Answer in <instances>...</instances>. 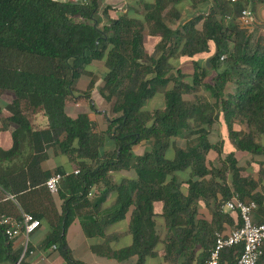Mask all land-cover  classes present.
Listing matches in <instances>:
<instances>
[{"label": "trees", "instance_id": "obj_1", "mask_svg": "<svg viewBox=\"0 0 264 264\" xmlns=\"http://www.w3.org/2000/svg\"><path fill=\"white\" fill-rule=\"evenodd\" d=\"M202 1L205 5L173 29L165 21L168 0L146 3L145 13L134 17L109 15L102 0H0V90H14L17 75L31 74L57 81L63 97L89 98L94 78L84 91H79L77 82L88 76V67L95 62L107 66L104 85L95 93L107 100L115 98L116 116L108 118L106 129L101 131L86 112L73 116L64 109L54 116L50 130L31 133L36 154L26 170L11 174L4 185L11 198L38 188L49 192L47 179L57 172L64 174L55 193L64 199L63 213L51 243L58 244L72 264L84 263L70 257L69 225L86 208L100 211L111 191L118 193L115 208L104 222L84 215V230L89 236L103 235L104 226L132 209L133 243L110 254L119 260L137 255V264L154 256L163 241L156 204L162 205L168 228L164 258L171 264H207L215 232L228 234L243 225L240 211L222 209L234 196L256 202L254 214L260 217L256 223H264V161L254 177L244 174L238 156L242 152L264 157V36L239 19L243 8L255 12L256 4L264 0ZM101 13L108 15L102 25ZM147 33L161 38L151 54L145 51ZM188 60L193 65L186 68L182 61ZM229 82L236 84L235 92L227 91ZM202 88L209 98L199 96ZM186 94L196 98L186 99ZM158 95L164 105L150 110L147 103ZM8 108L19 130L13 149H0L5 156L18 149L21 132H31L19 99ZM216 123L227 127L236 145V150L225 153L220 166L209 157L223 152V143L210 139ZM242 124L248 131L235 128ZM143 140L150 142L149 147L135 153L134 146ZM49 145L74 156L79 172L43 171L41 161ZM121 170H133L136 176L113 182L111 172ZM101 185L105 189L93 203L88 195ZM202 199L215 202L212 220L199 216ZM24 213L41 223L46 218L42 210L8 216L22 219ZM5 228L0 223L1 245L3 236L7 238ZM243 250L242 244L224 249L223 264H237ZM263 258L264 254L261 264Z\"/></svg>", "mask_w": 264, "mask_h": 264}, {"label": "crops", "instance_id": "obj_2", "mask_svg": "<svg viewBox=\"0 0 264 264\" xmlns=\"http://www.w3.org/2000/svg\"><path fill=\"white\" fill-rule=\"evenodd\" d=\"M154 1L102 0V8L109 7L108 12L111 16L123 13L134 17L138 16V14L140 16L143 15L145 13V4ZM205 3L202 0H168L165 21L171 28L175 29L189 20L190 17L188 16L196 13L198 7L205 5ZM255 13L257 17L256 27L260 28L261 34H264V2L256 4ZM101 15L103 16L102 13ZM107 18L105 19L104 17L102 19L101 25L106 23ZM160 40L159 35L147 33L145 37V51L150 54L154 52ZM187 62L193 65L192 61L188 60ZM99 64L104 63L99 61L92 65ZM100 76L101 73H98V76L94 78L95 84L90 90L92 96L89 98H77V96L63 97L59 93L57 81L53 79L45 80L31 74L17 75L14 90H0V149L3 151L13 149L15 143L14 134L19 130V125L10 119L12 113L8 108L14 100L19 99L22 113L27 118L31 130V132L27 130L21 132L20 144L13 154L9 156L0 154V218L3 215L16 216L20 210L22 212H25V210H42L46 213V218L43 219L41 226L28 237L20 235L13 240H9L6 236H3V244H0V264H72L64 255L59 245L51 243L54 237V228L60 223L59 219L63 213L64 199L59 194H52L49 190L47 192L42 188L30 190L26 193L18 194L15 198H11L8 194L9 192L5 190L4 185L11 174H16L23 169L26 170L31 157L36 154V142L31 133L50 130L54 116L57 113L63 112L64 109L73 116L86 112L92 120L98 123L101 131L106 129L109 116L106 113V108L102 107L105 105V99L99 93L95 94L98 88L103 86L104 80ZM91 79L93 77L89 75L83 76L79 80V83L77 82L79 91L87 90ZM82 80H86V82L82 83ZM78 93L76 90V94ZM156 99H160V102L155 105L152 104ZM91 104L95 106L94 109L91 107ZM163 105L164 99L162 95H158L147 103V107L150 110ZM218 124L222 125L220 133L224 140L220 138L219 129L214 125L210 134L211 141L213 143L220 142V144L223 142V146L221 145L222 153L236 150V145L230 139L227 127L223 123ZM239 126L235 128L248 131V129L244 128V124ZM149 145L150 142L143 140L134 146V151L137 154H141ZM111 146L113 149L114 145ZM45 153L47 154L41 161L43 171L54 172L58 168H63L67 173H70L77 168L74 156L64 153L58 147L50 146L45 148ZM222 153H219V155L218 153L215 154V152L210 153L209 157L211 156L215 166H220L221 163L215 162L218 159L214 158V154L220 156L223 155ZM238 156L240 157L239 164L243 167L244 174L257 177L260 169L259 162L264 161V157L244 154L242 152H239ZM135 176L136 173L133 170L111 172V180L113 182H119L122 179H133ZM104 189L105 186L103 185L95 186L88 195V198L94 203L98 198V194L104 191ZM185 192H187V189H185ZM117 196L118 193L116 191H111L103 202L100 211L96 213L95 209L89 207L82 210V215H93L97 221L104 222L103 219H106L107 212L115 208ZM214 205L215 202L213 200H200L199 216L212 220ZM155 209L157 213L156 222L157 226L162 230L160 236L163 241L157 246L156 254L147 257L144 264H171L164 258V239L166 238L168 228L166 227L164 217L161 215L162 205L156 204ZM224 212L231 213V211ZM83 216H76L66 232V239L71 253L70 257L73 261H79L84 264H137V255L119 260L110 254L112 251L129 247L133 243L131 232L132 209L127 212L124 218L104 226L103 235H87L82 222ZM254 221L257 222L255 214ZM232 227H229L227 230H230ZM262 264H264V258L262 259Z\"/></svg>", "mask_w": 264, "mask_h": 264}, {"label": "built area", "instance_id": "obj_3", "mask_svg": "<svg viewBox=\"0 0 264 264\" xmlns=\"http://www.w3.org/2000/svg\"><path fill=\"white\" fill-rule=\"evenodd\" d=\"M70 1L79 2L83 0ZM230 1L235 3L239 0ZM239 19L242 25L249 29H253L257 25L256 13L250 7L246 6L242 9ZM78 172L79 170H75V173ZM63 178V173H54L46 181L47 188L52 193H57ZM256 208V202L246 203L237 196L225 202L222 206L223 211H240L243 225L232 228L228 234H224L221 231L215 232V240L210 249L207 264H223L222 253L224 249L238 244H242L244 250L238 258L237 264H261V257L264 254V223L258 224L254 221ZM0 223L6 226L5 233L9 240H13L20 235L28 237L41 226V221L29 213H24L22 219L3 215L0 218Z\"/></svg>", "mask_w": 264, "mask_h": 264}, {"label": "rangeland", "instance_id": "obj_4", "mask_svg": "<svg viewBox=\"0 0 264 264\" xmlns=\"http://www.w3.org/2000/svg\"><path fill=\"white\" fill-rule=\"evenodd\" d=\"M104 17H105V19L107 18V15H103ZM102 15L100 16V18L101 19H104V17H103ZM191 16V15H190ZM190 16H188V17H190ZM108 19V18H107ZM185 19V18H184ZM186 19H187V17H186ZM106 21V20H105ZM255 29H257L256 30V34H259L260 33V28H258V27H256ZM263 33V32H262ZM263 36H264V34H262ZM257 36V35H256ZM174 59V58H173ZM175 61H173V63H176V59H174ZM180 61V60H179ZM182 63H184V64H182V65H185L186 66V68H187V66H189V65H191V64H189L187 61H182ZM177 66H179V65H175L174 67L176 68ZM181 66V65H180ZM184 67V66H183ZM89 69H88V75L90 76V77H93V78H95V77H97L98 76V73H101V76H100V78L101 79H103V77H104V74L106 73V71H107V66L105 65V64H99V65H90L89 67H88ZM189 70V69H188ZM212 77V76H211ZM82 83H85L86 82V80H82L81 81ZM78 83H79V81H78ZM78 83H77V86H79L78 85ZM102 83V82H101ZM102 85V84H101ZM103 85H104V82H103ZM170 86H172V83L170 84ZM101 87H103V86H101ZM227 91H230V92H235V90H236V84H234L233 82H229L228 83V85H227ZM199 96H205L206 98H209L210 97V93L208 92V91H206L204 88H202V90H201V92L199 93ZM85 98V97H84ZM86 98H88V97H86ZM159 98H162V97H159ZM185 98L186 99H191V100H194L195 98H196V96L195 95H193V94H186L185 95ZM114 100H115V98H113V99H110V100H107V99H105L104 101H105V105H103L102 107H104V108H106V113H107V115L109 116V118H112V117H114V116H116V114H114L113 113V105H114ZM160 102V99H156V100H154L153 102H152V104H158ZM215 126L219 129V133H220V127L222 126V125H219L218 123H216L215 124ZM244 128H246V129H248V127H247V125L246 124H244ZM220 138H222L223 140H224V138H223V136L221 135V133H220ZM220 143V142H219ZM221 143H223V142H221ZM220 148H221V146H220ZM223 155H220V156H218L217 157V159L218 160H215V162L216 163H222V161H223V158L225 157V152L224 153H222ZM255 218H256V220H258L260 217L258 216V214L256 213V215H255Z\"/></svg>", "mask_w": 264, "mask_h": 264}, {"label": "water", "instance_id": "obj_5", "mask_svg": "<svg viewBox=\"0 0 264 264\" xmlns=\"http://www.w3.org/2000/svg\"><path fill=\"white\" fill-rule=\"evenodd\" d=\"M208 64L210 65V59L207 60Z\"/></svg>", "mask_w": 264, "mask_h": 264}]
</instances>
